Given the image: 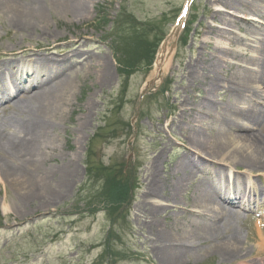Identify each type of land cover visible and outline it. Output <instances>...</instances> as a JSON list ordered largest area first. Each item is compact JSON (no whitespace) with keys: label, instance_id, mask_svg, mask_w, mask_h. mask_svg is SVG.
<instances>
[{"label":"rangeland","instance_id":"374dc122","mask_svg":"<svg viewBox=\"0 0 264 264\" xmlns=\"http://www.w3.org/2000/svg\"><path fill=\"white\" fill-rule=\"evenodd\" d=\"M40 2L44 6L49 0ZM186 3L191 7L177 26L175 18L181 17L180 11ZM217 11L224 12L228 19L242 22L222 25L212 19ZM84 16L81 20H70L65 14L51 10L46 13L47 34L40 29L21 34L13 24L0 18V63L4 54L15 49L20 52L18 48L22 47V50L38 49L41 55L64 60L69 67L66 72L71 80L68 107L57 127L56 155L46 161L45 167L58 169L71 161L77 168L71 184L46 208L39 206L37 197L30 204L25 203L26 192L16 190L0 176V264H164L155 256L153 237L148 234L149 219L143 214L148 207L139 203L152 161L160 155L158 177L163 178L167 175L164 172L187 150L186 135L179 129L189 127L179 120V106L189 108L199 101L204 96L205 85L200 80L192 85L186 78V66L195 60L206 62L215 48L237 52L243 59L255 58L259 48L257 40L264 34V19L226 9L218 0H91ZM132 19L141 27L142 24L149 27L143 34L151 47L158 36H162V44L153 66L125 75L118 64L119 51L114 50L117 37L113 35V28ZM243 21L250 23L245 25ZM209 27L223 29L227 37L233 42L239 38L241 44L210 35V43L205 45ZM47 44L52 45L51 49H40ZM164 51L167 56L163 59ZM161 55L168 68H161L157 74L155 65ZM20 65L17 77L23 79L27 88L32 82L27 74L34 68L24 62ZM101 69L105 70L102 75ZM233 71L234 68L223 67L218 78L223 81ZM253 86L262 94V105L257 107L262 111L263 124L256 130L260 129L258 134L264 137V85ZM229 96L225 90L216 93L214 100L219 111L232 100ZM16 112L13 107L0 110V117L5 121ZM237 167L238 170L233 166L223 168L227 185L233 178H240L241 186L246 185L257 194L252 193L250 200L246 198L243 206L234 207V214L218 237L222 240L238 236L243 242L242 251L234 261L226 263L218 252L207 250L213 240L194 241V249L180 264H264V251L257 245V225L264 230V223L254 216L264 217V171L249 175L243 166ZM88 169L99 171L114 184L119 175L122 180L127 178L132 192L119 202L113 215L107 211L109 204L92 196L98 185L89 182ZM207 175L200 171L194 181H203ZM191 201V190L178 197V204L149 200L167 209L157 217L162 226L188 220V214L182 210L186 206L191 210ZM164 216L168 218L162 222ZM189 224L195 227L193 221Z\"/></svg>","mask_w":264,"mask_h":264},{"label":"bare ground","instance_id":"6f19581e","mask_svg":"<svg viewBox=\"0 0 264 264\" xmlns=\"http://www.w3.org/2000/svg\"><path fill=\"white\" fill-rule=\"evenodd\" d=\"M90 2L49 0L44 7L40 0H0V18L13 24L21 34L36 32L37 29L47 34L49 26L46 13L54 10L65 14L70 20H81L87 14ZM218 3L226 9L252 13L264 19V0H218ZM212 19L225 26L242 22L228 19L221 11L215 12ZM243 23L247 25L250 22ZM207 32L205 45L210 43V35L219 39L229 36L223 29L215 27H209ZM227 40L235 45L241 44L239 38H234V42L229 37ZM257 41L259 48L256 49L255 58L243 59L237 52L215 48V53L206 62L195 60L186 66V78L191 84L200 80L201 85H205L204 96L199 101L189 108L183 104L179 106V120L189 127L179 129L186 135L187 150L172 163L168 172H164L167 175L163 178L158 177L160 155L152 161L149 180L139 203L148 207L143 210L145 218L149 219L148 234L153 237L155 256L164 264H180L182 258H186L194 249V241L213 240L207 250L218 252L226 263L234 261L242 251L243 242L238 236L221 240L218 235L226 227L228 218L234 214V207L243 206L246 198L250 200L252 193L257 194L254 189L241 186L243 182L240 178H233L231 184L227 185L223 168L233 166L238 170L237 166L241 165L249 175L264 171V137L259 135L260 129L256 130L263 124L262 111L257 107L258 104L262 105V94L253 86L256 83L264 85V34ZM51 47L47 44L40 49ZM18 50L20 52L15 49L4 54L0 63V110L13 107L17 111L14 117L6 118L5 121L0 117V176L16 190H23V194L26 192L28 200L25 203L30 204L37 197L39 206L46 208L60 198L77 173L76 165L71 161L58 169L48 170L45 167L46 161L56 155L57 127L68 107L71 80L66 72L69 67L64 60L41 55L38 49L26 51L19 47ZM166 56L164 51L163 59ZM163 59L161 55V59L156 62V73L161 68H168V63L164 66ZM229 60L251 65L254 69L232 64ZM20 62H26L34 68L33 72L27 74L32 81L27 88H24L23 79L17 77L21 69ZM223 67L234 68V71L221 81L218 73ZM102 71L105 70L101 69L100 75ZM219 90H225L232 99L220 111L214 100ZM253 101L255 105L251 104ZM244 104H247L246 107ZM200 171L209 176L195 182L194 177ZM190 190L192 201L189 204L192 209L186 206L182 210L189 219L159 225L157 217L167 209L159 202L151 203L149 200L177 203L178 197ZM167 218L164 216L162 222ZM190 221L195 223V227L194 224L193 228L190 226ZM257 230V245L263 252L264 230L260 229L259 224Z\"/></svg>","mask_w":264,"mask_h":264},{"label":"trees","instance_id":"16d2710c","mask_svg":"<svg viewBox=\"0 0 264 264\" xmlns=\"http://www.w3.org/2000/svg\"><path fill=\"white\" fill-rule=\"evenodd\" d=\"M118 26L116 25L113 28V35L117 37L114 50L119 51L120 62L118 60V64L122 67L121 71L127 75L144 66L149 68L154 61L162 36L156 37V43L154 47H151L149 40L146 39V34H143V32L147 33L145 30L149 28L147 25L142 24L141 27L140 24L132 19V21H128V24L122 23L119 28ZM86 172L89 176V182L98 185L92 196H98L103 204H109L107 211L113 215L119 202L130 197L132 192V189L128 186L127 178L122 180L123 177L119 175V177H115L114 181L116 184H114L109 177L104 179L105 176L99 171L94 172L88 169Z\"/></svg>","mask_w":264,"mask_h":264}]
</instances>
